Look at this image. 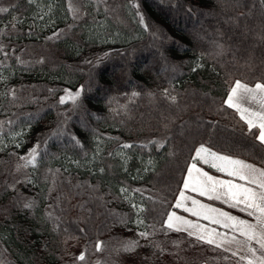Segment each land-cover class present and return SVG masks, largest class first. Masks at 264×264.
Returning a JSON list of instances; mask_svg holds the SVG:
<instances>
[{"label":"trees","instance_id":"1","mask_svg":"<svg viewBox=\"0 0 264 264\" xmlns=\"http://www.w3.org/2000/svg\"><path fill=\"white\" fill-rule=\"evenodd\" d=\"M73 2L78 16L69 0H0V264H152L166 213H186L173 205L196 147L264 167V145L223 103L235 80L264 83V0ZM36 145V167L18 169ZM130 230L151 233L141 255L124 250ZM174 243L186 258L202 249Z\"/></svg>","mask_w":264,"mask_h":264},{"label":"snow or ice","instance_id":"2","mask_svg":"<svg viewBox=\"0 0 264 264\" xmlns=\"http://www.w3.org/2000/svg\"><path fill=\"white\" fill-rule=\"evenodd\" d=\"M32 2L33 0H28V3L31 4ZM68 7L74 15H79V9L75 7L73 0H69ZM8 12V7H0V13ZM138 15L140 24L147 30L148 25L145 23L144 16L139 13ZM13 20L15 21L16 18L13 17ZM15 26V23H13L12 27L15 28ZM59 35L60 33L54 32L48 39H56ZM0 53L4 56L8 55L3 46H0ZM82 91L81 88L73 93L66 89L65 95L59 98V103L63 105L71 101L73 105H76ZM12 95H15L14 92ZM136 95L138 93L134 92L133 96ZM164 95L175 102L176 97L169 96L167 89L164 90ZM223 103L239 114L240 120L247 125L248 133L253 134L255 139L264 145V83L257 82L254 87H250L248 84L236 80L229 88L227 98ZM246 104L249 106H245ZM251 105H255V107ZM0 127H2V122H0ZM254 130L258 134L254 133ZM72 139L76 140V137H72ZM76 142L79 144L78 140ZM151 143L156 144L157 142L152 141ZM159 146L163 147V144L161 143ZM39 147L40 145L34 146L26 156L20 157L24 163L18 165V169L29 166L36 167ZM122 147L128 149L132 145L124 144ZM194 153L195 155L191 157V163L186 170L187 175L183 180V187L173 207L182 208L185 212L197 217L198 220H207L227 231L221 232L216 228H208L206 225L200 224L198 220H188L175 212L166 213L163 227L170 231L186 232L188 236L194 237L199 242L229 252L231 256L238 257V264L239 262H243V264H264V167H257L245 160L222 155L203 143L194 149ZM198 163L208 165L232 179H218L204 171L203 168L198 167ZM27 182L31 183L30 180ZM187 190L197 192L200 196L207 197L208 200L220 201L230 208L239 209L248 217H252L254 222L241 219L220 208L189 197L185 194ZM122 191L126 190L122 189ZM189 202L191 207H189ZM23 207L31 208L32 204L24 203ZM133 207L136 206L133 205ZM139 211H143V209H138ZM136 223L139 226L143 225L144 221L138 219ZM138 235L141 238L148 239L151 233L142 231ZM137 246V241H129L126 243L124 250H134ZM95 248L96 251H102V242H97ZM85 251L74 257L75 261H85ZM225 259H228V257H225Z\"/></svg>","mask_w":264,"mask_h":264},{"label":"rangeland","instance_id":"3","mask_svg":"<svg viewBox=\"0 0 264 264\" xmlns=\"http://www.w3.org/2000/svg\"><path fill=\"white\" fill-rule=\"evenodd\" d=\"M50 23H51L50 21L45 22L46 25L50 24ZM222 155H224V154H222ZM181 189H182V187L180 188V190ZM180 190H179V192H180ZM179 192H178L176 199L179 196ZM185 194L189 197H192L194 199L199 200L200 202H202L204 204L212 205L213 207H217V208L222 209L223 211L229 212L231 215L238 216L241 219H246L237 213L231 212L228 208L222 206L219 203H214L212 201L203 200V198H201V196L199 194H197L191 190H187L185 192ZM176 199H175V202H176ZM175 202H174V204H175ZM189 207H191L190 202H189ZM179 209H182V208H179ZM169 212H175L177 215H180V216H182L188 220H192V221L198 220L197 217L191 215L189 212L182 214L177 209H171ZM198 222L202 225H206L208 228H216L218 231H221V232L227 231L226 229H224L218 225L212 224L209 221L204 220V219H199ZM140 232H142V231H140V230H132L131 231L130 230L128 232V234L134 236L136 241L138 242V251H139L138 253L139 254L142 253V248L147 246V242L144 241V238H141L138 235V233H140ZM159 232H163L164 236H162L161 238H158L156 241H154V242L150 243V245H148L149 246L148 249L150 250L149 252L151 253V256H152L151 257V263L152 264H210L209 263V257L231 256V253H229V252H224L222 249H217L212 245H208L206 243H202V242L197 241L194 237L188 236L186 232L185 233H186L187 239L183 235H180V234L177 235V233H179V232L171 231L172 233L169 234L168 232H170V231L166 228H164L163 230L162 229L159 230ZM154 234L157 235L158 231H154ZM229 234H231V233H229ZM175 236L176 237L178 236L183 244L184 243H187L189 245H193V244H199L200 245L201 244L202 249L200 251L198 250V253L192 255L191 258H186V256H184V252H183L182 255L185 257V258H183V256L180 255V253L178 251H175V253L173 251V248L176 245L174 243ZM170 255L172 256L173 261L161 258V257L168 258V256H170ZM236 258H238V257H236ZM160 259H162L163 262H159ZM139 260H141V259H139ZM141 263L147 264V262H145V261H136L135 262V264H141Z\"/></svg>","mask_w":264,"mask_h":264},{"label":"crops","instance_id":"4","mask_svg":"<svg viewBox=\"0 0 264 264\" xmlns=\"http://www.w3.org/2000/svg\"><path fill=\"white\" fill-rule=\"evenodd\" d=\"M241 81V80H240ZM243 83H245L244 81H242ZM257 83V82H256ZM246 84H248V83H246ZM250 87H254V85H255V83L254 84H248ZM226 98H227V96H226ZM245 106H249V105H245ZM252 107H255V105H251ZM213 150V149H212ZM222 154V153H221ZM194 155H195V153H194ZM224 155H226V154H224ZM246 162H248V161H246ZM190 163H191V161H190ZM189 163V164H190ZM248 163H251V164H254V163H252V162H248ZM254 165H256L257 167H261V166H259V165H257V164H254ZM189 166V165H188ZM198 167H201V168H203V170L204 171H206V172H208L210 175H213V176H215V177H217L218 179H224V180H227V179H232L231 177H228L227 175H225L224 173H221V172H218V173H215V172H212V171H210V170H208L202 163H198V165H197ZM186 175H187V171H186V174H185V176H184V178L186 177ZM237 182H239V181H237ZM182 187H183V184H182ZM194 192V191H193ZM195 193H197V192H195ZM198 194V193H197ZM201 198H203V200H207V201H212V200H208L207 199V197H205V196H201ZM212 202H214V201H212ZM243 218H246V219H248V220H250V221H252V222H254L253 221V219H252V217H248L246 214H245V216H242Z\"/></svg>","mask_w":264,"mask_h":264}]
</instances>
